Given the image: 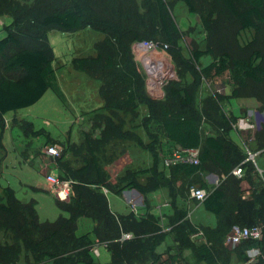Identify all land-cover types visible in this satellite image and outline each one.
Wrapping results in <instances>:
<instances>
[{
    "label": "trees",
    "instance_id": "16d2710c",
    "mask_svg": "<svg viewBox=\"0 0 264 264\" xmlns=\"http://www.w3.org/2000/svg\"><path fill=\"white\" fill-rule=\"evenodd\" d=\"M176 1L198 16L208 37L222 21L239 31L253 30L264 46V0H0V17L11 18L0 38V140L8 113L31 107L49 89L61 94L47 31L91 28L105 35L95 43L94 56L72 59L75 69L99 81L102 100L80 141L73 142L69 136L59 141L43 129L36 130L31 122H20L26 135L45 134L47 143L62 147L56 160L58 177L72 184L66 201L55 200L62 213L52 222L39 220L33 200L21 201L11 188L2 189L0 264H103L92 253L98 243L108 252V264H243L247 248L264 244V183L255 163L244 162L243 144L231 136L236 117L224 110L248 87L264 90V53L253 47V38L243 56L233 55L225 44L191 47L185 56L184 32L173 16ZM142 41L167 45L165 52L175 64L176 76L163 86L161 98L148 94L135 61L132 46ZM206 56L211 59L202 65L200 60ZM218 78L229 92L215 89L197 101L201 86ZM141 106L146 109L140 122L146 141L126 127L125 117L136 120ZM259 132L264 133V128ZM253 140L257 148L250 142L249 148L264 152V137ZM119 142H131L148 152L151 164L126 168L113 181L106 166L119 157L111 150ZM182 149H198L199 163L164 168L162 159ZM238 165L244 170L241 178L231 173ZM200 174L216 175L218 184L207 186L195 180ZM243 181L250 185L246 190ZM193 186L206 190L204 200L197 202L214 216L213 227L192 223L187 210L177 204L178 197ZM163 188L172 209L166 217L167 230L150 211L147 199ZM103 189L114 194L126 189L137 192L143 196L144 211L113 213ZM81 218L90 219L93 226L78 235ZM233 224L262 225V240H244L226 248L223 239ZM197 229L203 232L201 241L191 239ZM168 236L172 246L157 252Z\"/></svg>",
    "mask_w": 264,
    "mask_h": 264
},
{
    "label": "rangeland",
    "instance_id": "374dc122",
    "mask_svg": "<svg viewBox=\"0 0 264 264\" xmlns=\"http://www.w3.org/2000/svg\"><path fill=\"white\" fill-rule=\"evenodd\" d=\"M20 1L31 2L32 0ZM173 16L180 30L184 32L181 46L185 56H188V50L191 47L204 49L208 44L215 48L219 46V44H225L227 49L233 55L243 56L246 54L245 51H248L247 47L250 46L248 44L253 38H256L253 47L260 48L264 53L263 42H261L259 37L254 34L253 30L239 31L236 26L225 24L222 21L217 24L216 32L208 37L200 25L198 16L189 13L182 1H176L173 9ZM10 21L11 18L9 17H0V38L5 35L3 29L4 25L9 24ZM47 36L54 53L53 65L55 68L56 83L61 94L58 96L52 90H47L44 94L45 97L42 96V98L44 97L46 106L41 111H35L37 116H34V114L31 111H27V109L17 110L15 115L18 118H26L28 120H30V117H33L31 121L35 129H44L49 135L54 137H61L65 134L68 135L67 131L70 129L71 140L77 143L81 139V133L84 131V127L87 126L88 128L89 126L87 130L90 129L92 111L102 106V100L98 95L99 81L83 71L75 69L72 66V59L75 57L94 56L95 43L102 40L105 35L100 31L91 28H84L74 32H62L57 29H50L47 31ZM147 57L150 58V61L147 62L146 65L153 63V66H155V69L149 72V83L145 67L139 60L138 55L136 53L134 54L139 71L147 82L146 90L148 94L158 96L159 93H164L163 86L166 82L176 76V67L169 55L165 52L158 51L157 53L148 54ZM153 58L156 61H152ZM210 59L211 58L208 56L202 57L200 62L202 65H205ZM156 80H158L157 82L161 80L157 89L153 87V82H156ZM189 81L190 77L187 76L185 82ZM222 81L223 79L218 78L212 84H203L200 88L197 101L215 89H220L224 93H228L229 86L222 87ZM232 101L236 105H238L237 103L239 101H246L251 102L256 106L254 122L252 123V126L249 127V133L247 136H244L246 137L244 140L247 141L249 139L248 136L251 134L257 136L258 139L264 137V133L259 132L264 128V90L259 87H248L242 94L234 98ZM226 105L227 103L225 106ZM235 111L237 112V109ZM242 114L246 115V110H241V112L238 113V115ZM145 115L146 109L141 106L136 120L130 122L129 117H125V120L126 127L134 129L146 141V135L140 126L141 119ZM78 117H82V120L79 123H74ZM44 120L48 122V125L43 124ZM69 121H71L70 124ZM14 132L18 135L16 136L17 139L20 138L21 140H27L26 135L23 134L21 128L15 127ZM251 147L253 149L257 148L256 142L251 143ZM111 150L119 153V157H117V159L110 165L106 166L109 177L113 181L126 168L143 169L150 165V155L148 152L131 142H119L113 144ZM253 162L255 163L258 172L260 171L264 173V152L255 153ZM211 177H213L214 180L217 178L216 175H211ZM211 180L212 179L209 177L208 181L210 183ZM140 181L143 182L144 178L142 177ZM217 184L218 181L216 185ZM106 196L109 202L113 203L112 196H116V194L108 192L106 193ZM151 198L153 199L154 197L152 196ZM133 206H135L134 203ZM190 208L191 219L194 223L212 225L214 222V216L206 211L204 207L201 205L195 206L194 203H191ZM162 225L164 226L165 224L162 223ZM77 226V234L82 235L91 231L93 222L90 219L81 218L78 220ZM0 242H4V238L1 236Z\"/></svg>",
    "mask_w": 264,
    "mask_h": 264
},
{
    "label": "crops",
    "instance_id": "0c3cea01",
    "mask_svg": "<svg viewBox=\"0 0 264 264\" xmlns=\"http://www.w3.org/2000/svg\"><path fill=\"white\" fill-rule=\"evenodd\" d=\"M153 87L157 89L158 85H156V82H153ZM44 97H41L34 105L27 108V111H31L34 116H37L35 111H41L46 106V103L44 102ZM232 100L233 99H231V101L227 103L226 106H224V110L231 112L236 117V123L233 126V130L231 131V136L233 137V139H236L238 142H241V144H243L245 143L244 139L246 138L244 136H247V134L249 133L248 129L252 126V123L254 122L256 106L253 103L246 101H239L237 103L238 105H236L233 103ZM236 109L237 112L235 111ZM241 110H246V115H238ZM15 113L16 112H10L6 115V127L0 140V194H2L3 188H11L14 191L15 196L19 200H33L35 202V209L37 211V215L40 221L52 222L56 220L62 212H60L59 208L55 204V200L58 198L51 191V187L46 182L45 176L47 174H53L58 176L59 174H61V171L58 169L57 165L54 164L52 158H50L44 152V148L47 145H51L47 143L46 135H26L22 130L20 122L28 121L32 123L31 120L33 117H30V120L26 118H18ZM81 120L82 117H78L74 121V123H79ZM70 123L71 121H69V124ZM43 124L48 125V122L44 120ZM15 127L21 128L23 134L26 135L27 140H21L20 138H16V136L18 135L14 132ZM88 128L86 126L83 130H87ZM70 131L71 130L69 129L67 131L68 135L65 134L61 137H54L52 135H49L46 131L45 132L50 136V138L59 141H64L68 136L71 140ZM248 137L250 139L248 143L250 142L249 145H251V143L254 142V136L251 134ZM211 175L214 174H207L205 176L200 174L198 177H195V180H201L202 182L204 181L207 186H216L218 177L216 178V180H214ZM209 177L212 179L211 183L208 181ZM241 185L243 190H246L250 187V185L246 181H243ZM164 190L166 193L164 192ZM152 196L154 197L153 199L151 198ZM147 199L150 205V211L161 218L162 223L165 224V230H167L168 228L166 227V217L172 214V209L169 205V195L167 189L163 188L152 192L147 195ZM66 200L67 198L62 199L60 201ZM112 200L113 203H110L108 200L109 207L111 211L115 214H126L132 211L133 209L138 213H142L144 211L143 196L135 191L128 189L123 190L120 194L112 196ZM133 203L135 204V206H133ZM191 203H194L195 206L201 205L203 207L201 203H198L196 200L190 198V196L186 193H184L182 197L179 196L177 199L178 206L187 210L191 222L194 223L191 219ZM215 223L216 222L214 218V222L212 223V225H199L213 227ZM172 244L173 243L171 237L168 236L165 239L164 243L157 248V252H163L165 248H167L168 246H172ZM97 251V255H94L95 259L103 264H108L109 255L106 251V248L103 245L99 244L97 246ZM184 256L188 257L189 252L184 251ZM232 261L233 263L235 262L234 259H232Z\"/></svg>",
    "mask_w": 264,
    "mask_h": 264
},
{
    "label": "built area",
    "instance_id": "2783aa9c",
    "mask_svg": "<svg viewBox=\"0 0 264 264\" xmlns=\"http://www.w3.org/2000/svg\"><path fill=\"white\" fill-rule=\"evenodd\" d=\"M167 45L159 44L153 41H142L133 44L132 51L133 54H137L139 60L141 61L142 65L145 67L146 74L148 75V83H149V67L146 65L144 61L145 56L147 57L148 54L157 53L158 51L165 52V48ZM166 53V52H165ZM156 61V60H152ZM162 80V78H161ZM159 81V83L161 82ZM147 85V82L145 80ZM158 83V86H159ZM160 95V96H159ZM164 95L158 94V96H152L154 98H161ZM248 139L243 143V151L247 154V158L244 160L254 161L255 153L253 152L248 146ZM62 148L58 146V144H51L47 145L44 148V152L52 158L54 164L56 165L57 158L61 155ZM242 162V163H244ZM162 163L164 168H169L173 165L180 164V163H188V164H198L199 163V150L198 149H182L176 150L172 153L171 156L164 157L162 159ZM241 163V164H242ZM254 163V162H253ZM232 175L236 176L237 178H241L244 175V170L242 165H238L231 171ZM258 176L261 178L262 183H264V175L263 172H258ZM46 182L50 185L51 191L53 194L60 200L68 198V194L71 188L72 181L68 179H61L57 175L47 174L45 176ZM105 193H107V189H103ZM188 195L190 198L201 202L206 197V190L200 187H190L188 190ZM128 237V236H126ZM263 237V226L253 225V226H241L239 224H233L229 231L226 233L223 239V245L228 249H233L238 246L244 240L256 241L260 242ZM191 239L195 241H201L203 239V232L200 229H197L195 233L191 235ZM95 244L92 247L93 256L97 255V246ZM103 245V244H100ZM104 246V245H103ZM246 261L243 264H264V244L263 245H252L251 247L246 249Z\"/></svg>",
    "mask_w": 264,
    "mask_h": 264
},
{
    "label": "bare ground",
    "instance_id": "6f19581e",
    "mask_svg": "<svg viewBox=\"0 0 264 264\" xmlns=\"http://www.w3.org/2000/svg\"><path fill=\"white\" fill-rule=\"evenodd\" d=\"M150 58H148V57H146L145 56V58H144V61L146 62V64H147V62H149L150 60H149ZM153 60H154V58H153ZM154 64L152 63H149V65H148V67H149V72L151 71V70H154L155 69V66H153ZM154 76V75H153ZM155 79V78H154ZM159 80V79H158ZM158 80H156V85H158V83L159 82H157Z\"/></svg>",
    "mask_w": 264,
    "mask_h": 264
}]
</instances>
